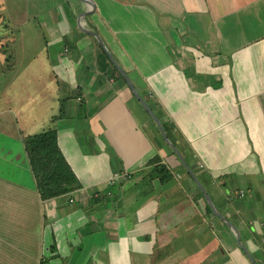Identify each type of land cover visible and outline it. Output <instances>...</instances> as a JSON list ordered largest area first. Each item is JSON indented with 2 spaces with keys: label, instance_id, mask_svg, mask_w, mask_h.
<instances>
[{
  "label": "crops",
  "instance_id": "obj_1",
  "mask_svg": "<svg viewBox=\"0 0 264 264\" xmlns=\"http://www.w3.org/2000/svg\"><path fill=\"white\" fill-rule=\"evenodd\" d=\"M87 2L0 0V264H264V0Z\"/></svg>",
  "mask_w": 264,
  "mask_h": 264
},
{
  "label": "trees",
  "instance_id": "obj_2",
  "mask_svg": "<svg viewBox=\"0 0 264 264\" xmlns=\"http://www.w3.org/2000/svg\"><path fill=\"white\" fill-rule=\"evenodd\" d=\"M27 157L37 181L38 191L43 199L55 197L78 189V182L63 158L53 131L28 136L24 140ZM164 173L161 180L170 178L162 166L157 168Z\"/></svg>",
  "mask_w": 264,
  "mask_h": 264
},
{
  "label": "water",
  "instance_id": "obj_3",
  "mask_svg": "<svg viewBox=\"0 0 264 264\" xmlns=\"http://www.w3.org/2000/svg\"><path fill=\"white\" fill-rule=\"evenodd\" d=\"M84 3H87V0H80ZM90 4V3H89ZM94 36L97 38L98 36L96 34H94ZM99 40V38H98ZM103 46V45H102ZM104 47V46H103ZM108 53V52H107ZM108 55L110 56V54L108 53ZM111 60L115 63L114 59L112 56H110ZM117 69L119 70V72L123 75V77L126 79L129 87L132 89L134 95L136 96V98L140 101V103L142 104V106L144 107V109L148 112V114L151 116V118L156 122V124L158 125L164 139L166 140L167 144L174 150V152L177 154V156L179 157L180 161L182 162L183 166L185 167V169L188 171V173L190 174V176L192 177V179L195 181V183L197 184V186L200 188L201 192L203 193L207 204L209 205V207L211 208V210L213 211L214 214H216V216H218L220 219L225 220L224 216L217 211V209L215 208L211 198L209 197V195L206 193L205 188L201 185V183L199 182V180L196 178L195 174L193 173V171L189 168L188 164L186 163V161L184 160L183 156L181 155V153L179 152V150H177L169 141L167 134L163 128V126L161 125L160 120L158 119V117L155 115V113L151 110V108L149 107V105L146 103V101L139 95V93L134 89L133 85L131 84V82L129 81L127 75L122 71L121 68H119L117 66V64L115 63ZM226 223L228 224L229 227H232L230 223H228L226 221ZM233 228V227H232ZM238 236V235H237ZM240 243V246L242 247V249L246 252L247 256L249 257L250 261L255 264V262L253 261V259L251 258V256L249 255V253L247 252V250L245 249V247Z\"/></svg>",
  "mask_w": 264,
  "mask_h": 264
},
{
  "label": "built area",
  "instance_id": "obj_4",
  "mask_svg": "<svg viewBox=\"0 0 264 264\" xmlns=\"http://www.w3.org/2000/svg\"><path fill=\"white\" fill-rule=\"evenodd\" d=\"M243 194H244V192H243V191L239 192V195H243Z\"/></svg>",
  "mask_w": 264,
  "mask_h": 264
}]
</instances>
